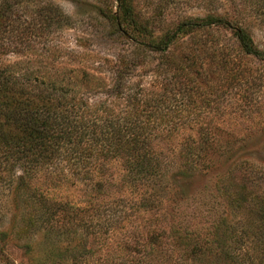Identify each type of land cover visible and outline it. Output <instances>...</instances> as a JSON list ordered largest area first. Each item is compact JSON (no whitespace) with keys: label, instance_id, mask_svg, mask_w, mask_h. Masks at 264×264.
Listing matches in <instances>:
<instances>
[{"label":"trees","instance_id":"1","mask_svg":"<svg viewBox=\"0 0 264 264\" xmlns=\"http://www.w3.org/2000/svg\"><path fill=\"white\" fill-rule=\"evenodd\" d=\"M178 1L161 0V14ZM184 1L196 11L162 29L141 14L138 0H115L114 11L93 6L130 41V66L145 55L172 61L171 47L185 36L201 53L196 35L217 29L229 30L239 62L264 59L235 0H227L232 7ZM239 1L264 8V0ZM68 24L51 1L0 0V264H95L101 248L93 243L108 247L97 264H264V150L243 152L241 135L212 133L208 122L184 115L240 109L242 96L204 91L197 105L186 89V101L173 90H149L134 72L123 83L124 72L114 78L113 97L123 105L114 111L68 98L74 90L62 80L37 82L39 75L6 62L46 54L48 37ZM224 64L228 90L243 73L230 68L229 56ZM168 65L178 84L176 73H193ZM194 128L197 134H184ZM117 163L118 180L109 169ZM193 179L204 183L192 189ZM12 246L24 263L12 259Z\"/></svg>","mask_w":264,"mask_h":264},{"label":"rangeland","instance_id":"2","mask_svg":"<svg viewBox=\"0 0 264 264\" xmlns=\"http://www.w3.org/2000/svg\"><path fill=\"white\" fill-rule=\"evenodd\" d=\"M48 1L57 4L62 12L70 16L72 24L57 28V32L48 37L46 54L40 55V51L37 50L36 54L28 57H6V62L12 64V68L39 75L37 82L62 80L74 90L67 93L68 98L73 96L75 101H84L87 105L102 101L114 111L123 107L121 101L113 97L114 78L124 72L123 83H127L129 74L134 72L135 80H139L149 90L160 89L163 92L173 90L171 92H176L177 97H182L186 101L187 98L182 96L183 89H186L191 92L197 105L200 103V93L204 91L214 90L221 98L241 95L243 107L240 109L225 108L219 112L207 107L200 112L184 111V115L190 118L195 117L194 119L202 123L208 122L210 128L206 129L212 133L230 132L241 135L245 138V141L240 144L243 152L262 153L264 150V59L247 56L242 57L243 60L239 62L237 44L229 30H210L196 35L204 45L201 53L194 38L185 36L171 47L172 61H167L159 55H145L140 65L130 66L128 63L132 49L130 41L115 31L108 20L96 14V7H94L99 5L114 11L115 0ZM160 1L138 0L141 14L152 21V26L156 28L170 26L182 15L195 12L197 9L196 3L192 6L191 3L179 0L176 3H170L166 11H163V7L161 14L160 8L163 3ZM235 3V10L241 13V25L249 31L258 48L264 51V8L254 12L248 4L240 3L239 0H235ZM224 4L226 7H232L227 0H224ZM226 56H229L231 63L234 64L230 68L238 69L243 73L239 81L228 90L225 89L223 79V73L227 69L224 64ZM173 61L177 64L182 63L184 67L182 69H190L193 72L188 76L184 72L176 73V79H181L179 84L170 81L171 76L166 72V69H177L168 65ZM204 71H207L205 75ZM209 75L217 80L213 83L209 82L211 85L208 90L204 83H207ZM38 85L46 86L40 83ZM245 100L250 102L246 103ZM183 130L184 134L198 132L197 128ZM119 167L118 163L115 167L114 164L109 166V169L117 176L116 180L120 173ZM190 183L192 189L198 188L204 183V179H193ZM4 198L5 196L0 193V199L4 200ZM92 245L96 249L101 248L97 261L92 260L95 264L100 263L102 257L106 256L104 253L108 247L94 243ZM9 253L15 261L22 263L26 261L23 251L16 246L10 247Z\"/></svg>","mask_w":264,"mask_h":264}]
</instances>
